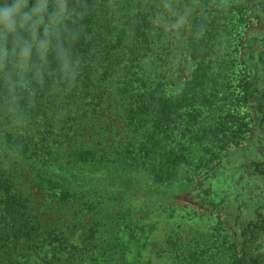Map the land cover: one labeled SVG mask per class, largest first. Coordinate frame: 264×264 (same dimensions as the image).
Wrapping results in <instances>:
<instances>
[{
	"label": "trees",
	"instance_id": "trees-1",
	"mask_svg": "<svg viewBox=\"0 0 264 264\" xmlns=\"http://www.w3.org/2000/svg\"><path fill=\"white\" fill-rule=\"evenodd\" d=\"M214 1L192 21L189 69L177 83L151 0H65L76 13L61 32L65 58L49 55L42 82L34 72L0 74V264H27L30 256L36 264H79L70 236L42 224L25 183L92 210V238L104 256L97 263L144 264L129 256L130 244L145 243L149 226L119 207L117 188L77 182L76 174L104 173L109 185L136 191L148 212L185 199L227 161L231 175L234 168L264 179V147L258 158L245 157L246 141L264 137V0H223L221 9ZM10 24L0 16V25ZM236 61L245 68L238 81ZM248 193L254 218L234 227L238 203H227L216 212V238L177 234L159 255L175 264H264V254L252 252L264 204Z\"/></svg>",
	"mask_w": 264,
	"mask_h": 264
},
{
	"label": "rangeland",
	"instance_id": "rangeland-1",
	"mask_svg": "<svg viewBox=\"0 0 264 264\" xmlns=\"http://www.w3.org/2000/svg\"><path fill=\"white\" fill-rule=\"evenodd\" d=\"M111 2L115 0H110ZM161 11L160 24L164 29L160 42L169 47V63L171 65V82L177 83L181 77L186 75L189 66L187 65V51L191 40L192 21L196 16H201L206 13L205 0H151ZM223 0H215V7L221 9L217 5ZM262 1V0H261ZM218 9V10H219ZM223 20H221L222 22ZM221 25L219 29L223 30ZM229 28V24L227 23ZM235 29V27H232ZM225 32V30H223ZM220 32V31H219ZM221 52V50L219 51ZM235 55H237L235 53ZM238 56V55H237ZM220 57H218L219 59ZM264 60V54L261 57ZM258 81L260 85L264 83V66L261 67ZM245 68L243 64L236 61L234 66L235 76L240 79L244 76ZM234 81V83H237ZM263 81V83H262ZM238 90V89H237ZM221 97V96H220ZM263 136V135H262ZM256 140V141H255ZM252 140L251 144L246 141L247 152L245 157H256L260 148L264 147V137ZM263 152V150H262ZM264 158V157H263ZM228 161L221 168L215 170L204 177V183L200 189L190 190L185 199L180 201H167L165 204L159 205L155 211H145L142 209L143 199L136 195V191L126 192L125 187L119 189L115 185H109V182L104 179V173H83L79 172L74 177V180L81 183H93L103 187V189H118L120 193L119 207L121 202L125 205L122 210L133 221L140 222L149 226L148 240L141 244H130L129 256L141 255L144 264H175L171 261L169 254L164 253L159 255V252L164 247V242L168 237H175L177 234L182 238L189 239L191 237L200 236L202 239L212 241L216 238L217 224L216 212L225 204L237 202V219L234 227H238L240 222H248L254 218L252 214L253 205L255 202L253 195L248 193L249 190L261 195V203L264 204V179L258 178L250 173L242 175L236 169L232 170ZM230 175V176H229ZM29 181H31L29 179ZM258 185V187H256ZM26 188L31 195V205L41 217L42 224L49 227H57L65 231L70 236V243H73L75 250L78 253L79 259L76 263L79 264H102L104 256H100L102 251L97 238H92V226L89 222L91 211L84 208L78 201H54L47 198V195L41 189L25 183ZM256 187V188H255ZM121 190V191H120ZM250 197V201L246 200ZM136 231V229H135ZM134 232V231H133ZM115 231H110L103 237L113 235ZM95 237L98 233L94 234ZM87 237L89 244L82 243V237ZM127 238V237H125ZM99 239V238H98ZM138 246V248H137ZM252 252L264 254V232L258 236L256 243L252 247ZM27 259V258H26ZM99 259L103 261L97 263ZM27 264H36L37 259L34 256L28 257ZM38 263V262H37Z\"/></svg>",
	"mask_w": 264,
	"mask_h": 264
},
{
	"label": "clouds",
	"instance_id": "clouds-1",
	"mask_svg": "<svg viewBox=\"0 0 264 264\" xmlns=\"http://www.w3.org/2000/svg\"><path fill=\"white\" fill-rule=\"evenodd\" d=\"M74 14L65 0H0V16L11 20L0 25V74L10 80L34 72L42 82L49 55L65 58L61 32Z\"/></svg>",
	"mask_w": 264,
	"mask_h": 264
}]
</instances>
